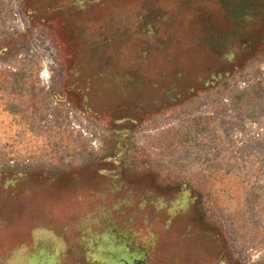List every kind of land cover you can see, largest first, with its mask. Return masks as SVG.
I'll list each match as a JSON object with an SVG mask.
<instances>
[{"label":"rangeland","instance_id":"obj_1","mask_svg":"<svg viewBox=\"0 0 264 264\" xmlns=\"http://www.w3.org/2000/svg\"><path fill=\"white\" fill-rule=\"evenodd\" d=\"M0 264H264V0H0Z\"/></svg>","mask_w":264,"mask_h":264}]
</instances>
